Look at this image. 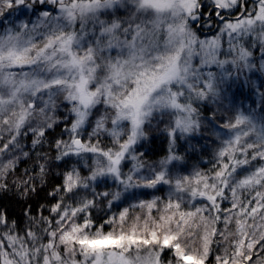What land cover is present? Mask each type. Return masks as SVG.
<instances>
[{
  "label": "snow or ice",
  "instance_id": "obj_1",
  "mask_svg": "<svg viewBox=\"0 0 264 264\" xmlns=\"http://www.w3.org/2000/svg\"><path fill=\"white\" fill-rule=\"evenodd\" d=\"M6 13L18 23L0 30V192L27 201L49 174L48 154L37 152L38 170L8 183L30 155L22 137L33 150L48 143L57 162L78 158L88 173L65 167L47 206L25 207L24 228L0 206V264H264V163L253 165L264 162V123L237 111L217 128L212 113V167H168L182 159L176 142L201 128L194 101L216 102L241 77L246 86L257 46L264 72V0H0ZM29 14L35 20L22 19ZM213 26V37L199 38L197 28ZM165 117L169 153L148 164L146 128ZM108 181L116 191H97ZM165 185L166 201L93 219L98 205L111 210ZM133 208L146 211L130 218Z\"/></svg>",
  "mask_w": 264,
  "mask_h": 264
},
{
  "label": "trees",
  "instance_id": "obj_2",
  "mask_svg": "<svg viewBox=\"0 0 264 264\" xmlns=\"http://www.w3.org/2000/svg\"><path fill=\"white\" fill-rule=\"evenodd\" d=\"M9 18L8 13L5 14ZM25 20L35 18L34 16L22 17ZM8 20V19H7ZM5 17H0V30L5 28ZM214 28L211 31L206 32L202 31L200 28L196 29L197 35L201 37H212L217 32V27L213 26ZM260 51L257 48L253 50V62L256 65L254 67L256 69L255 72H246L245 76L249 78L248 83L246 86L239 88L240 84H244V78L241 77V80L234 84L231 89H226V93L228 96L230 95L232 102L231 105L240 106L242 110L249 111L250 113L254 114V116L258 119V123H264V121L260 120V117H264V99H262V94H264V88H261L260 85L264 82V73L260 72V59L259 57ZM252 74L253 77L257 78L260 82L259 86H253V82L250 80V75ZM253 86V87H252ZM223 95V93H222ZM227 96L225 95L222 99H226ZM257 99V100H256ZM222 100V101H223ZM258 101V104L257 102ZM207 105L204 103L203 106H198L200 112V119H201V128L198 133L187 137L183 140H178L176 142L174 151L179 154L182 159L179 161L173 162L169 166V169L173 174L179 175H187L191 173L194 169H199L201 171H208L212 167V162L214 159V153L217 147L216 137L213 132L212 126H210L207 121L206 117H211L212 113L216 114L217 119L214 121L216 127H219L220 120H227L226 116H229L228 113L229 107H224L222 104L214 105V107L210 106L207 110L205 108ZM210 112H209V111ZM226 114V116H224ZM156 126V127H155ZM164 123L154 124V128L147 127L146 128V135L147 139L141 142L140 151H145L146 155L141 157L146 163L150 164L153 163L154 160L159 158H164L169 153V138L167 135H161L158 137L157 132L164 128ZM159 129L158 131L156 129ZM157 136V137H156ZM254 137V136H253ZM61 138L60 136V129L57 128L54 131H50L48 139L54 142V139ZM64 139H67V135L65 134ZM108 140H104V144H108ZM21 145L24 151H28L30 153L28 158L21 156L20 161L17 165V170L13 175L8 177V183L11 185L13 180L18 179L19 177L23 176L25 169H28L29 172H34V170H38V157L37 152H40L41 155L44 153L48 154L49 159L46 161L49 169V174L45 177V183L41 185L39 183V179L37 178L36 187L37 193L33 194L29 200L24 201L21 200L16 191L13 189L12 191L8 192H0V206L6 208L11 218L17 220L21 228L26 227L27 225V218L24 217V209L28 205H31L33 209L37 208L41 204H45L47 206V201L51 200V197L46 195L47 192L52 191L53 188L59 183L60 176L59 174L63 172L65 167H72L75 165L76 167L82 170V174L86 175L88 173V168L84 166L83 161L78 160L76 157L70 158L72 163L65 164L64 161L57 162L54 159L55 156V149L50 148L48 143L43 145V148H37L35 150L31 147V139L29 137H22L21 138ZM68 158H66L67 160ZM90 164V161H88ZM257 161L253 162V165ZM109 186H105L104 183H100L97 191H115V186L108 181ZM90 192V190H82L81 195H86ZM139 196V200L143 201H150L155 197H160L163 201H166L168 198V193L165 190L164 186H160L159 190L149 189V190H141L135 196ZM137 203V202H136ZM131 205L130 202L122 203L120 202L117 206L113 205L112 209L109 210L107 206H101L102 208H107V211L97 214L93 219L95 220L97 226L103 222L106 216H111L112 214H116L118 216L119 211L122 210L124 207H129ZM229 205L228 201L222 202V206L226 207ZM99 206V205H98ZM97 206V207H98ZM100 207V206H99ZM229 207V206H227ZM100 209V210H101ZM99 211V210H98ZM146 210H140L137 208H133L129 212V217H135L138 214H143ZM155 211V210H154ZM93 213V212H92ZM47 211L44 212V215H47ZM130 222V221H129ZM218 228L223 229V223L217 225ZM105 231L111 230L110 225L104 226Z\"/></svg>",
  "mask_w": 264,
  "mask_h": 264
},
{
  "label": "rangeland",
  "instance_id": "obj_3",
  "mask_svg": "<svg viewBox=\"0 0 264 264\" xmlns=\"http://www.w3.org/2000/svg\"><path fill=\"white\" fill-rule=\"evenodd\" d=\"M204 2L205 3H207V0H204ZM22 19H24V18H22ZM25 20V19H24ZM33 20H35V18H33ZM14 23H18V21L16 20V15H11V16H9V18H8V20H6L5 21V24H6V26H5V28L6 27H9V26H13L14 25ZM214 28V27H213ZM212 28V29H213ZM3 30V29H2ZM203 32L204 31H206V32H209V31H211V30H207V29H205V30H202ZM217 31H218V29H217ZM214 36V35H213ZM212 36V37H213ZM200 38V37H199ZM209 38H211V37H209V36H207V37H201L200 39H209ZM246 45L249 43V41L246 39L245 41H243ZM228 47H229V44H228V37L227 36H224L223 38H222V40H221V51H222V53H226L227 52V49H228ZM254 49H252V51H253ZM259 57H261V53H259ZM220 58H224V56L222 55ZM194 62H198V61H194ZM260 63H261V59H260ZM210 70H212V71H219L218 69H216L215 68V66L212 68V69H210ZM260 70V69H259ZM256 71V69L255 68H253L249 73H251V72H255ZM260 72H262L261 70H260ZM264 73V72H263ZM250 80L253 82V86H259L260 85V82H259V80L257 79V78H255V77H253L252 76V74L250 75ZM252 86V87H253ZM227 96V98L226 99H222L224 96ZM228 97H230V95L228 96V94L226 93V91L223 93V95H222V97H221V99H219V100H217L216 102H212V101H205V102H198V101H194V105L195 106H203V104L205 103L207 106V108H205L206 110L208 109V108H210V106H212V107H214V105H218V104H222L224 107H229V113H228V115L229 116H226V114H224V116H226L227 118H229V117H231V116H233L237 111H241V112H243L244 114H246V115H252V116H254V114H252V113H250L249 111H244V110H242L241 109V107L238 105V106H236V105H231V102H232V100H231V98H228ZM223 100V101H222ZM257 100V99H256ZM257 102V104H258V101H256ZM210 105V106H209ZM209 111V110H208ZM211 111V110H210ZM209 111V112H210ZM167 121H168V118L167 117H165L164 118V120H163V122H161V121H159V120H155V121H153V123L149 126V127H151V128H154L155 129V127H154V124H160V123H164V128L162 129V131H160L158 128L156 129L158 132H157V134H158V137L159 136H161L162 134L163 135H167V133H166V131L164 130L165 129V127H166V124H167ZM157 137V136H156ZM249 139H254V137L253 136H250L249 137ZM143 152V151H142ZM145 152V151H144ZM86 155V158L88 157V155H90V154H85ZM162 158H159V159H156V160H154L153 161V163H150V164H157L158 163V161L159 160H161ZM89 161H90V163H91V160L89 159ZM258 163H264V162H260V161H257L254 165H256V164H258ZM170 166V165H169ZM168 166V167H169ZM127 167H130V162L128 163V165L125 167V171H127ZM192 173V172H191ZM190 174V173H189ZM102 183V182H101ZM110 183H112L111 181H110ZM103 184V183H102ZM114 185V184H113ZM108 186H109V183H108ZM115 186V191L117 190V188L119 187L118 185H114ZM165 187V190L167 191V193L169 194V189H168V187L165 185L164 186ZM141 190H149V189H137V190H135L136 191V193L138 194L139 193V191H141ZM82 191V190H81ZM86 191V190H85ZM135 198V197H134ZM123 201V197L121 198V201H117L114 205H118L120 202H122ZM140 200H139V196H137L136 197V199H134L133 200V198L132 199H129L127 202H130L131 204H135L136 202L138 203ZM126 202V203H127ZM224 202V201H223ZM122 203H125V202H122ZM227 206H230V205H226V207ZM101 206L99 207H96L95 209H93V213H92V216L93 217H95L97 214H99V213H102V211L104 210V212H106L107 211V208L105 207V208H102L101 210ZM99 210V211H98Z\"/></svg>",
  "mask_w": 264,
  "mask_h": 264
},
{
  "label": "flooded vegetation",
  "instance_id": "obj_4",
  "mask_svg": "<svg viewBox=\"0 0 264 264\" xmlns=\"http://www.w3.org/2000/svg\"><path fill=\"white\" fill-rule=\"evenodd\" d=\"M212 19L215 20V17H213Z\"/></svg>",
  "mask_w": 264,
  "mask_h": 264
}]
</instances>
